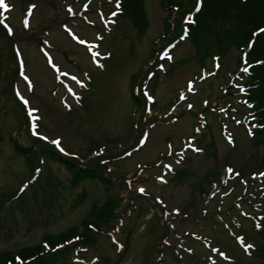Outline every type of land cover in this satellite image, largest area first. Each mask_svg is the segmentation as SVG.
Masks as SVG:
<instances>
[{"label":"rangeland","instance_id":"374dc122","mask_svg":"<svg viewBox=\"0 0 264 264\" xmlns=\"http://www.w3.org/2000/svg\"><path fill=\"white\" fill-rule=\"evenodd\" d=\"M118 2L5 0L0 251L81 230L91 205L111 198L96 244L46 264H264L253 250L264 147L232 79L242 69L238 29L224 26L196 49L183 35L187 11L172 14L169 39L160 0H144L142 32ZM13 138L33 147V169ZM68 163L96 175L72 184Z\"/></svg>","mask_w":264,"mask_h":264},{"label":"trees","instance_id":"16d2710c","mask_svg":"<svg viewBox=\"0 0 264 264\" xmlns=\"http://www.w3.org/2000/svg\"><path fill=\"white\" fill-rule=\"evenodd\" d=\"M187 1L186 6L181 2L160 0L167 12L163 23V35L170 36L169 39H171L175 34L172 30L171 16L176 10L179 14L187 11L191 15L192 21H188L186 33L196 49L199 48L203 37L218 36V30H222L224 26L238 29L233 42L243 53L242 58L245 63L240 61V64H244L246 70H239L234 80L241 82V87L237 90L242 95L241 103L249 108L255 122L254 126L248 127V132L253 136L255 144L264 147V0H198L195 5V0ZM118 3L119 13L127 16L137 31L142 32L147 29L148 19L144 0H119ZM130 93L137 98V91L133 89V84ZM19 139H12L14 149L19 155L26 157V161L33 169V166L39 162L35 160V151L33 147L23 145ZM262 162H264V155ZM76 165L75 163L66 164L71 174L72 184L96 175L94 170ZM79 197L82 198L81 195ZM114 209L115 203L111 198H107L101 204L93 203L80 221L81 230L76 225H72L59 233L43 235L38 244L23 246L16 251L2 250L0 264H46L53 255L66 256L72 248L79 251L89 245H95L97 235L111 219ZM259 220L254 230L261 237L262 243L253 250L258 261L264 263V207L261 208ZM120 260L121 258L113 264H119Z\"/></svg>","mask_w":264,"mask_h":264},{"label":"flooded vegetation","instance_id":"af4514ba","mask_svg":"<svg viewBox=\"0 0 264 264\" xmlns=\"http://www.w3.org/2000/svg\"><path fill=\"white\" fill-rule=\"evenodd\" d=\"M10 2V1H9ZM11 9V8H10ZM9 9V10H10ZM8 9H6V11L8 12L9 11ZM5 11V9H3V8H0V12L2 13V12H6ZM2 18H8V17H6V15H3L2 16ZM1 27V26H0ZM19 27H22V21H21V19H19ZM0 60H1V57H0Z\"/></svg>","mask_w":264,"mask_h":264},{"label":"snow or ice","instance_id":"6c2138e0","mask_svg":"<svg viewBox=\"0 0 264 264\" xmlns=\"http://www.w3.org/2000/svg\"><path fill=\"white\" fill-rule=\"evenodd\" d=\"M6 4H5V0H0V8H6ZM53 143H56L58 144L59 142L58 141H53ZM142 191V190H141ZM248 247H251V246H248Z\"/></svg>","mask_w":264,"mask_h":264}]
</instances>
